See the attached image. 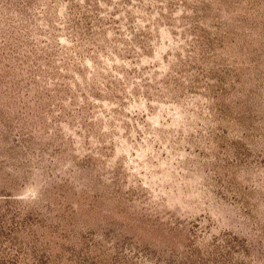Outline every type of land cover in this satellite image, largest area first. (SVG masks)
<instances>
[{"label":"rangeland","instance_id":"rangeland-1","mask_svg":"<svg viewBox=\"0 0 264 264\" xmlns=\"http://www.w3.org/2000/svg\"><path fill=\"white\" fill-rule=\"evenodd\" d=\"M0 264H264V0H0Z\"/></svg>","mask_w":264,"mask_h":264}]
</instances>
